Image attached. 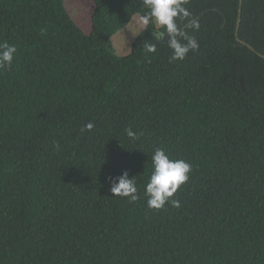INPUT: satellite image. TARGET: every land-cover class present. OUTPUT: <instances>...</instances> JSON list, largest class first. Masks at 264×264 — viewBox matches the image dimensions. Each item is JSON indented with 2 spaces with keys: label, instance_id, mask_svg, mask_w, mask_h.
Returning <instances> with one entry per match:
<instances>
[{
  "label": "trees",
  "instance_id": "16d2710c",
  "mask_svg": "<svg viewBox=\"0 0 264 264\" xmlns=\"http://www.w3.org/2000/svg\"><path fill=\"white\" fill-rule=\"evenodd\" d=\"M89 2L86 34L65 0H0L18 49L0 70V264H264V0H243L244 43L240 0H187L199 49L175 62L153 24L116 53L141 0ZM156 148L192 167L179 208L147 207ZM125 171L133 203L110 192Z\"/></svg>",
  "mask_w": 264,
  "mask_h": 264
},
{
  "label": "clouds",
  "instance_id": "9594fccd",
  "mask_svg": "<svg viewBox=\"0 0 264 264\" xmlns=\"http://www.w3.org/2000/svg\"><path fill=\"white\" fill-rule=\"evenodd\" d=\"M187 0H141V5L146 9V14L138 17L137 23L141 28H147L149 24L157 26L160 31L152 35L160 41H165L171 50L170 62L183 61L190 51L199 49V43L194 37L185 34L179 21H184V26L191 24L196 30L199 22L185 7ZM17 47L7 41L0 42V70L9 69L17 54ZM145 52L154 54L157 52L155 44L145 46ZM93 123H87L80 129L81 133L92 132ZM131 141L138 139V135L131 127L125 130ZM59 148V145L56 146ZM152 172L145 186L144 196L147 198V207L150 210H163L166 205L179 208L180 202L173 199L182 185L190 178L192 167L184 159H173L163 148H156L151 156ZM110 192L114 198H126L129 203L137 201L138 188L134 178H129L127 171L118 177H109Z\"/></svg>",
  "mask_w": 264,
  "mask_h": 264
},
{
  "label": "rangeland",
  "instance_id": "374dc122",
  "mask_svg": "<svg viewBox=\"0 0 264 264\" xmlns=\"http://www.w3.org/2000/svg\"><path fill=\"white\" fill-rule=\"evenodd\" d=\"M65 7L80 28L86 34H90L92 31L93 4L89 0H65ZM139 16L136 15L128 27L113 37V45L118 55H128L131 52L132 43L145 29L137 23Z\"/></svg>",
  "mask_w": 264,
  "mask_h": 264
},
{
  "label": "water",
  "instance_id": "95a60500",
  "mask_svg": "<svg viewBox=\"0 0 264 264\" xmlns=\"http://www.w3.org/2000/svg\"><path fill=\"white\" fill-rule=\"evenodd\" d=\"M242 5H243V0H240V9H239L238 22H237V29H236V38H237V40H238L239 42L244 43V42H242V41L240 40V38H239V31H240L241 22H242ZM189 25H191V24H189ZM189 25H188V26H189ZM188 26H187V27H188ZM187 27H184V28H183L184 32L186 31V28H187ZM247 46H248L251 50L255 51L254 48H253L252 46H250V45H247ZM261 57L264 58V55H261Z\"/></svg>",
  "mask_w": 264,
  "mask_h": 264
},
{
  "label": "bare ground",
  "instance_id": "6f19581e",
  "mask_svg": "<svg viewBox=\"0 0 264 264\" xmlns=\"http://www.w3.org/2000/svg\"><path fill=\"white\" fill-rule=\"evenodd\" d=\"M190 26V25H189Z\"/></svg>",
  "mask_w": 264,
  "mask_h": 264
}]
</instances>
